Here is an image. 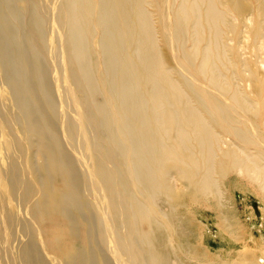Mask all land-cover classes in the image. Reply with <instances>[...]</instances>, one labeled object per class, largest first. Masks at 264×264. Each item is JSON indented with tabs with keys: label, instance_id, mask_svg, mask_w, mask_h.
Wrapping results in <instances>:
<instances>
[{
	"label": "bare ground",
	"instance_id": "1",
	"mask_svg": "<svg viewBox=\"0 0 264 264\" xmlns=\"http://www.w3.org/2000/svg\"><path fill=\"white\" fill-rule=\"evenodd\" d=\"M246 37L264 0H0V264H264L197 223L230 179L264 203Z\"/></svg>",
	"mask_w": 264,
	"mask_h": 264
},
{
	"label": "rangeland",
	"instance_id": "2",
	"mask_svg": "<svg viewBox=\"0 0 264 264\" xmlns=\"http://www.w3.org/2000/svg\"><path fill=\"white\" fill-rule=\"evenodd\" d=\"M244 40L246 43L244 55L248 57V59L255 60L254 55L258 52L257 50L261 52L258 54V60L264 59V47L259 45V43L253 46L251 39L248 37ZM255 69L260 73V76H262L264 65H259L257 63ZM247 88L250 89V87ZM231 183V179L228 180V193L225 195V205L220 208L221 211L214 207V209L210 208L198 214L200 218L198 220L201 223H197L203 231V241H197H199V244H202L205 249H208L216 260L220 262L226 261V259L230 257L229 253L232 249H234V253L239 250L255 251L257 254L264 253V203L251 191L246 190L242 186H236V188H234L235 186ZM214 203L213 200L209 201V205L211 206H214ZM194 213L196 214L195 211ZM223 217H226L228 223H231L233 226L228 229L225 228L224 223V234L221 236L218 227ZM221 224H223V222H221ZM191 230L193 235H191L189 240L192 244H195V233L198 231V226L192 225ZM225 230L228 234H225ZM235 240L240 242L244 241L247 243V246L243 247L240 243L235 244Z\"/></svg>",
	"mask_w": 264,
	"mask_h": 264
}]
</instances>
